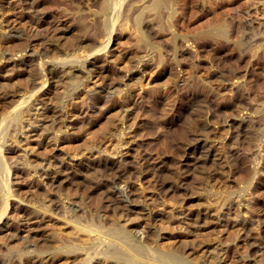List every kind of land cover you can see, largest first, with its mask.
Returning <instances> with one entry per match:
<instances>
[{
  "label": "rangeland",
  "instance_id": "obj_1",
  "mask_svg": "<svg viewBox=\"0 0 264 264\" xmlns=\"http://www.w3.org/2000/svg\"><path fill=\"white\" fill-rule=\"evenodd\" d=\"M39 1L42 4V5L40 4L38 7L39 8L38 10L40 11L37 13L36 16L35 15L33 16L30 13L31 12L30 9L26 10V8L24 7V4L20 0L19 1L18 0H0V6H1L0 8V31L3 30V32H8L9 28L13 24L16 27L20 28V30H22L23 32L36 33L35 35L32 36L33 39L30 38L29 43L27 44V45L30 44L29 45L30 47L28 46L25 47V50L22 47L23 45L24 46L26 45V43L24 42L26 40L24 38H18V39L14 38V39H11V41L3 44L4 46H0L2 47L0 48V55L3 56L0 61V70H1L0 71V85L4 84L6 86V89L9 91L14 90V89H17V90L19 89V91H24L25 88H29L26 84L28 83L27 77L31 70H32L31 72H35V71L37 72V69H39V63H38L39 59L37 58L36 60L32 59L31 57H29L28 53L33 48V46L38 45L37 47L39 48L42 46L41 45L42 43L40 42V40L47 41V42L51 41V43H56L60 47L62 46L61 45L62 43H63V46H66L67 40L71 36L72 37L78 36V38L77 37L76 38L78 40L80 38V40H82L81 41L82 44H84L85 42L86 44H89L90 41H93L91 43H96V45H98L99 41L102 40L103 36H101V33H99L96 28L98 27V23L91 21V13H92L91 11L95 9V7L98 5L97 3L100 2V0H96V1L95 0H91V1L90 0H87V1L86 0H50V1L49 0H39ZM117 1H119V3H122V4L120 5L118 3L119 5L118 4L116 5V8L114 9L115 11L113 9L111 10L110 8L109 13H108L109 16L110 15L112 16V18L111 17L109 18L108 16V18L110 19L108 20L110 23L109 25L110 26L111 24L113 25L114 27L113 30L116 29L115 30L116 34L113 33V36L107 46V52L105 54L104 53L98 54V56L95 55L94 57L96 58H94L93 56L92 57L89 56L87 57V59L88 61H93L97 65H100L103 63L107 64L106 65L107 67L108 65H110L109 63L111 62L109 59L110 57H112L116 60L115 61L116 69L120 70L119 72L121 73H119L117 77L111 73V71L113 72L115 70L114 65H113L114 69L112 70L110 69V71L107 73L106 71L103 72L105 76L103 73H101L102 67H99L100 69L93 68L90 70V75L87 78H84L82 80L83 85L81 84V86L79 87L80 90L78 89L79 91L77 90V92L75 93V96H74L75 98L67 100L66 111L70 112L71 106L74 103L76 104L79 103L78 105L81 106L82 110H80L79 113H77L76 115L66 114L67 117H65V124L68 123V125L62 126L63 127L62 130L63 131L67 130V133L69 134V136L67 135L68 138L66 137V139L64 138L60 142H58L59 144L56 143L55 145L54 143L38 141V139L34 137L35 135L33 136L34 131H32V133H27V135L29 136L27 139L28 141L23 139L25 133L22 134L21 137L20 136L18 137L19 139L21 138L22 142L20 141L19 146L15 148L16 157L13 155L12 157L13 160H10L11 158L9 157L10 155L7 156V161L10 162V163L8 162L10 165V169L8 170V173H9V178H10L9 180L10 187H11L10 189L13 195L9 197L7 206L4 208L5 214L0 218V225H1L0 226V237L2 238L4 242L7 241L10 244H14L17 242H22L20 235H25V234L31 235L32 234L33 235V238L31 239L32 242H34L35 245H39L40 243L43 242L40 240L41 234L46 233V231L51 228H55L56 230H58L59 235L61 237L66 238L67 236H75V233L72 232L73 231L72 225H71L72 223H64L63 219L61 218L63 200L67 201L68 204H72L75 206L74 208L75 210L73 212L80 215L79 218L81 219V221L85 219L83 222L87 221V217L89 216V214L96 213L95 211V209H97L96 206L97 204L101 203L102 205L101 209L103 208L105 213H103L102 211L99 213H101L100 219L103 220L104 224H107L106 226H108V228L112 227L113 224L114 226L123 228L124 231L127 232V234L130 233L129 235L126 234L128 238L130 239L132 238L133 241L136 243H141L146 246H148L149 244V246L152 245L150 247H153L155 249L159 248L158 250H164V249H168L174 246L176 249H178L176 250L177 252H181V254H186L188 252L189 254L187 253V255H189V257L194 260L197 258L195 256H197L200 253L201 249L204 246H208L220 240L219 241L220 243L222 242V244L224 243V245H226L225 254L222 260L220 261V264H253V263L261 264V262L264 261V250L263 251L258 250L255 244L256 243L264 244V220H263L264 219V150H261L259 154L260 158H258L257 160H254V162L252 161L242 162L241 161L240 157L244 155V153H246L248 150L247 149L248 145L247 143H244V142L242 143V148L238 152H235L229 149L227 153L228 156L224 154H226L225 149L228 147L227 145L232 135L239 133V136L241 137V139L244 138V141H245V137H243L244 135L243 132L247 130L245 129V123L247 122L250 116H252L253 119L256 120L258 114L255 113V109L262 110V112L264 111V104H262V101L264 100V66L262 68L261 66H256L254 64V62L255 63L261 62V60L263 59V56L261 55L262 47L260 46L261 44L264 43V40L262 41L255 40L253 38H250L249 36H246L242 40V42L246 43L249 41L251 43L252 40L254 42H252L251 44L252 46L250 45V48H248L246 52L242 53V55L239 54L236 48L233 49L234 47L230 46V44L228 45V43H225V44L219 43L221 47L218 44L216 48L217 50L216 49L210 50V51L205 50V52L200 50V53H199V50L198 51L196 50L197 51L196 53V51L192 50L193 48L188 49L191 51V54H194V52L196 53L197 56L195 59L197 60H194V61L195 62L198 61L197 64L199 65V67L193 66L191 61L188 59H185L186 61H184L183 60L184 58L181 56L177 57V60L175 61L173 57H171L172 55H168V56L165 55V59H163L164 61L162 60L160 63H157V58L155 57H157L158 55V52H157L158 49L155 46H152L151 44L148 46V48L147 46H144V44L142 43L140 44L139 41H137L138 35L134 31V27L132 28V21H130L131 19L126 20L127 12L125 11L128 8L127 5L129 6L128 3H131L133 0H121L122 2L120 0H117ZM180 1L183 3H181ZM180 1H179L180 4L179 3L177 4V12H176V15L174 16L175 18H173V23L176 26L177 30H182L180 31L182 33L188 32V31L190 32V30L191 31L193 29L195 30L196 28L200 26H204L206 24L207 16L206 14L200 13L198 11V9L196 8L194 4L195 3L194 0H191V1L190 0H185V1L180 0ZM218 1L215 2L216 3L215 9L217 11L219 10L221 14H223L226 11L224 13L226 14V13H229L230 10H233L231 7L235 9H238V7L241 8L246 0L245 1L244 0H218ZM83 4H85L84 7H83ZM80 6L83 7L85 10H82V12H79L78 9ZM117 7L119 9H117ZM220 9H222L224 12ZM110 10L112 13L118 12L117 15L118 16L120 15V16L118 17L115 13L114 14L110 13ZM79 13H81L82 21L75 19ZM87 15H88V18L85 17ZM113 16H116V17H113ZM83 21H85L88 26V32L86 34H80V35L77 33H73V26L84 25ZM112 21L113 23H111ZM59 28L61 29L62 32L60 31ZM158 30H159L157 34L158 37L169 39L168 36H170L169 35L170 33L167 30L165 29H158ZM258 31H260L262 35L264 34V28H260ZM233 33L231 36L233 38H236L239 32L234 31ZM57 35L58 36L60 35L61 37L55 38ZM81 37L83 39H81ZM19 39H21V43ZM178 41L180 43L181 41L180 37ZM189 41H193V40L190 39ZM26 42H28V40ZM222 44H224L225 46ZM0 45H1V42H0ZM67 46H69V44H67ZM194 47H196V44L194 45ZM19 48L24 51H20ZM144 48H145V52L146 51L151 52L150 50L153 49L151 52L153 56V59L152 60L150 59L151 62H148L150 61L148 60L147 62H145V64L140 63L139 68L133 67V66L131 67L132 65L131 63L135 60L134 59L135 56L137 58V56L145 53ZM162 48L166 49L167 47H164L163 45ZM17 50L19 53L20 52L24 53L25 63H19V61L16 60L17 55H14L13 57H9L10 52L11 53H13L14 51L17 52ZM25 51H27V53H25ZM84 52L82 53L84 54ZM252 53L254 55L250 57V54ZM257 53L258 54L260 53V56ZM248 56H249V59H248ZM258 57L261 58V60H259ZM145 58H149V57L145 56ZM154 59L156 60V62ZM29 60L32 63H30ZM101 61L103 62L101 63ZM12 62L14 64L18 63L21 66L20 68L18 67V69L8 74V72L10 71L9 68L14 65ZM175 63L177 64V66ZM87 64L89 65V63ZM253 64L256 67H254ZM4 67L6 69H4ZM120 68L123 70L124 74L122 73V70ZM127 68H130V70ZM249 69L250 71H248ZM252 69L254 70L252 71ZM181 70L190 71V72L192 71L191 73L194 77L192 76L191 79H193V82L195 83V81L197 80L196 82L199 83V85H202L201 83L203 82L205 84L204 86L205 88L203 89L200 86V87H197V89L194 92L189 91L185 83L189 82L191 79L188 77V75L186 76V74H184L183 71L181 72ZM5 71H6V74H4ZM199 71H201L202 73ZM200 73L202 74L201 77H203L201 78V80H200V77H197L198 74L200 75ZM2 74H4L5 76ZM120 74L123 75L122 77L123 81L125 79H126L125 81H128L127 80L128 75L133 74L134 79H135L136 76L143 74V77L141 78V83L143 85L142 86L141 84L140 85L137 84L136 86L134 85L135 91L132 92L131 98L126 99L127 103L124 102V104L122 105L124 108V109L122 108L123 110L121 109L122 106L116 104L115 99L112 98L114 94L108 97L109 99L112 98L111 100L103 101V97L101 96V93L100 95L99 93H97L92 96L91 94L92 91L90 89L92 87L100 88L101 86H103L104 84L103 82H105L106 80L111 81L112 78L113 79L115 78L112 81L121 82V87L126 88V89L129 88L123 85L124 82H122L120 78L121 76ZM173 74L176 75V78L171 79L170 76H172ZM231 75L232 77L229 79ZM110 76H112L111 79H110ZM117 78H120V79H117ZM187 78L189 81L187 80ZM212 78L216 79L219 82L220 88H222L220 89L219 92L209 87L208 81L209 79L212 80ZM145 82H147V84ZM162 83L166 87H168L167 89L163 91H162V87L164 85ZM61 84H64V83H61ZM50 85H52V81L49 80L47 83H45L44 89H46L47 87H50ZM154 86H158L157 87L158 93L155 92L153 93V95L146 94L149 90H152L153 89L152 87ZM66 87L67 86L65 84L59 86L57 90L59 91L57 93L59 95L55 97L56 100L53 99L55 101L52 100L53 101L51 102L52 104H56V103L60 104L59 101H61V98H60L62 94L61 92H63ZM185 87L187 88L188 92L186 91ZM205 89H207V91ZM81 97H83L82 100L80 99ZM87 97L88 99H86ZM175 97H176V101L174 103L172 98H175ZM75 99L76 101H74ZM239 104L240 106L244 107L241 111L236 109L240 107L238 106ZM4 105L5 104H2V106ZM260 105H263V106H260ZM2 106L0 105V107ZM199 109L204 110L202 111L204 115H206L205 117L207 118V120L208 119L209 121L211 120L210 124L214 126L213 128H216L215 130L218 132L217 133L218 136L221 137V138H218L216 145L219 144L220 147L217 145L219 147L218 150L221 151V153L224 155L223 156L224 161L226 160V162L224 163L222 159L223 163L217 167L218 170H223L224 174L221 178L222 180L220 179L213 183L214 188H217V189L220 188L221 190L224 183L227 182L228 184L227 183L226 184L231 188L230 191L232 192L233 190V192H235L234 194L233 192L231 194V198L233 199L234 197L233 200L232 199L230 200L232 202L236 200V196L237 198L239 197L241 201L243 200V202H245V199H248V198L250 199V195H251L252 199L250 200H252V202L250 201L249 207H254V208L248 209V211L249 210L251 211H249L250 213L247 212L246 221L244 223V226H242V228L243 227L244 228L239 229L240 224L229 225L224 231L217 232L215 230L213 231V229L211 230V228H213L212 226L211 227H208V226L199 227V225L195 224L189 227L190 230L188 232H191L189 233L191 235H189L187 231L185 232L187 228L180 230L181 224L179 223V225H175V224H178L177 223L178 221L176 220H175L176 222H174V220L169 221L168 218H165L167 217L165 213L162 215H159L160 217L157 216L160 220L157 217L151 220L150 219L148 220L145 217V215L142 213H139V211L126 210V206L123 204H119V207H116V209H114L115 204H113L112 206V204L109 203V199H108L109 197H107V195L109 194L107 190V185L105 186L104 184H109L110 179L108 178L112 177V175L116 173L115 165H117L118 159L121 157L123 159H127V161L129 162L133 161L132 162L133 165L132 163L131 164L129 163L126 168L127 173L125 172V176L127 178L129 176L130 178V179L128 178L127 182H129L131 190L132 191L134 190V192L136 193H140L144 191L143 192L144 194H148V195L152 194V196H154L155 198L157 196L159 197L164 196L163 198L157 197L156 199H153L151 201L153 203L150 202L149 205L152 207H155L156 209L159 208L158 209L159 211H165L164 208L166 209L168 208L167 204L164 205V201L165 200L171 201V199H173L172 192L165 191V190H164L165 192H160V193H157V192H159L162 188L165 189L166 186L169 185L170 181H173L177 176H179L180 174L181 175L183 174V171H181V169L180 170L178 169L179 167L178 164H180V160L182 157L174 154V151L172 150H174L175 147H177L179 141L182 139L184 135L183 129L185 127L184 126L185 118L183 116L186 117L189 114L190 115V116L188 115L189 117L191 116L195 117V115L197 114V110ZM236 110L239 112H236ZM162 117L163 118L165 117L166 119H162ZM162 120H165V121L161 122ZM215 120L217 121L213 122ZM42 121L43 120L39 121L36 125L39 127ZM2 126H1V130L3 128ZM116 127L117 128L119 127L117 131L118 134L115 132ZM111 131L113 132V135ZM22 139L25 141L23 142ZM114 142L116 144H114ZM123 143L124 145H122ZM104 144L107 147V149L111 148L113 145L114 146L119 145L117 154L109 155V154H106L104 151H101L103 149ZM165 144H168V145H165ZM58 153L65 154L66 157H70L71 154L72 155L75 154L73 158L71 159L66 158L69 162L71 161L77 162V160L81 159L82 157L84 159H86L87 157L90 158V155L93 156V154L94 156L98 154L99 155L103 154L104 163L102 162V164L96 168L95 167L90 168V169L86 168L88 171V174H87V171L83 169L84 171L83 173H80V175H77L75 177L72 176V178H70V181L72 183L68 182L67 185L65 184L64 187H61L58 190H56V188L53 186H48V184H46V180H47L46 178H44V180L42 181L38 179V173L40 172V170L38 173L33 174V172H31L32 169L30 167L26 166L25 164H21V161H23L24 157H26L27 160L32 161L33 163L35 162L37 163L41 161L45 162L47 157H51ZM156 164H157V167H155L154 169L153 167L156 166ZM253 164L256 165L258 168H260L258 174H256L257 178L253 180V184L251 185L250 189H248V190L252 189L251 191H248L247 189L244 190L245 184L239 181L238 178L241 177L240 175L243 176V175L248 174V172H250L249 174H252L254 171ZM212 169H213V166H209L203 170L200 167H197V169L196 168L193 169L191 171L192 175L191 173L189 174V179H190L188 180L189 183L192 181H198L200 179V175L202 174V171L208 172ZM247 169H249V171ZM4 170L6 169L1 170L2 172L0 171V179H2L1 173L3 174L4 172L3 175H5L6 173V171ZM138 172L140 173L138 174ZM101 180H103V182H101ZM100 182L102 184H100ZM229 183L231 186L229 185ZM254 183H256L255 184L256 186L258 185L256 187L257 188L256 190L253 188ZM205 184H206V181H204V185ZM215 185L218 187H216ZM237 185H239L238 188H237ZM145 189L147 191H145ZM238 192L240 194H238ZM169 193H171L172 195H170ZM30 196L37 197L36 200L34 201L35 203H29L32 206H34L35 204L37 205L39 203H42L43 198L44 200L50 198L51 200L54 201V203L50 206L51 208H49V210L47 209L44 212L37 211L36 216L32 218H29L28 215L26 216L25 212L20 209L22 206L18 208V206H16L15 204V206L17 207L16 210H18V212L15 218V221L12 220V217L9 214L13 210L14 203L17 202L15 199H20L21 202L24 204L25 202L27 203V198H29ZM170 196H172L171 199H170ZM183 196H185V194H183ZM186 196L189 198V201H190L189 204L191 203L192 207L197 206L196 203L198 201L190 197L192 196V194H190V196L187 194ZM245 196H248V198ZM61 197L63 200H60ZM181 197L182 196H177V199H180ZM2 200H3V192L0 191V208H1ZM106 203L109 204L111 207L109 205H107L106 207L105 206L103 207V204H106ZM30 210H32V207ZM18 214L20 216H18ZM248 214L251 216H249ZM231 215L233 216L234 213H232ZM25 216L26 218H24ZM251 219H255V220L252 221ZM258 220L261 221L263 225L261 222L257 223L256 221ZM230 221L232 222V220ZM112 222H116V223H113L111 225L110 223ZM123 222L125 224H123ZM3 225H7L9 228L4 227ZM143 227H144V230H143ZM192 229H193V232L194 231L196 232V234L191 231ZM13 232L15 233L14 236H13L14 234ZM137 232H140V233H137ZM139 235L141 237H139ZM138 237L141 239H139ZM189 239H191V241ZM144 243H147V244H144ZM181 243H182V246H181ZM44 245H46V243ZM153 245L154 246L156 245V247H154ZM176 245L177 246L180 245L181 249L179 247L177 248ZM105 246L106 245L102 243V245L99 246L100 248L96 246L95 249L99 248L101 250H104ZM48 248L50 249L51 247L49 246ZM48 248H46V250H49ZM97 251L98 252H95L96 254L94 252H92L93 255L92 253L90 254L92 255V257L89 260L90 264H95V263L96 264H115V262H112L111 260H106L105 258L102 259L103 257L102 253L98 249ZM32 254L34 258L32 257ZM35 254L36 252L34 251L30 252L29 255L26 256V258H23V261L25 262H32L33 260L36 261L39 257L38 256L36 257ZM155 254L156 253H151L152 258L155 260L154 263L162 264L161 260L157 259ZM42 255H45V253L44 254L42 253ZM49 255L50 254L47 252L46 255L43 257L44 263L45 262L47 263L46 259L49 257ZM0 259L1 261L3 260L4 263L10 262L7 257L3 258L2 256H0ZM194 261H197V259ZM49 263L50 264H68L70 262L68 259L66 260L64 257H60V258L57 257V258H53V260ZM120 263L124 264L122 262H119L118 264Z\"/></svg>",
  "mask_w": 264,
  "mask_h": 264
},
{
  "label": "bare ground",
  "instance_id": "obj_2",
  "mask_svg": "<svg viewBox=\"0 0 264 264\" xmlns=\"http://www.w3.org/2000/svg\"><path fill=\"white\" fill-rule=\"evenodd\" d=\"M20 1L24 4V7L26 8V10L30 9V11H31L30 13L33 16L34 15L36 16L37 13L40 11V10H38L39 5L41 4V2L39 0H20ZM179 1L180 0H133L132 2L129 1V2H131V3H128L129 6L127 5L128 8L125 11V12H127L126 13V20L131 19L130 21H132V28L134 27V31L138 35L137 41H139L140 44L141 43L144 44V46H147V48L151 44L152 46H155L158 49V51H157L158 55H157V57H155V58H157V63H160L163 59H165V55H167V56L172 55L171 57H173V59L175 61L177 60V57L181 56L184 58L183 59L184 61H186L185 59H188L191 61L193 66L199 67V65L197 64L198 61H196V62L194 61V60H197L195 58L197 56L196 53L198 50H199V53H200V50H202L204 52H205V50L210 51V50L216 49L219 43H224V44L228 43V45L230 44V46L234 47L233 49L236 48L238 50L239 54L242 55V53L246 52V50H248V48H250V45L252 44V42H254L253 40L251 43L249 41L246 43L242 42V40L246 36H249L250 38H253L255 40H261V41L264 40V34L262 35L260 33V31H258L260 28H264V0H246V1L244 0L245 3L243 2L244 4L241 8L238 7V9H235V8L231 7L233 10H230V12L228 11L229 13H226V14H224L226 11L224 12L222 9H220V10H222L224 12L223 14H221L219 10L217 11L215 9V4H216L215 2H217L218 0H194V2H195L194 4H195L196 8L198 9V11L200 13L206 14V16H207L206 21L207 22L204 26L199 25L200 27L196 28L195 30L193 29L192 31L190 30V32L188 31V32H184V33L180 32L182 30H177L176 26L173 23V18H175L174 16L176 15V12H177V4L178 3L180 4V2H181V1L180 2ZM118 3H119V1H117V0H100V2L97 3L98 5L95 7V9H93L91 11L92 12L91 13V21L98 23V27H96L97 31L99 33H101V36H103L102 40L99 41L98 45H96V43H91L93 41H90L89 44H86V42L84 44H82V42H81L82 40H80V38H79L80 41L77 39L78 36H74V37L71 36L69 39L67 38L68 40L67 39L66 40H67V44H69V46H67V44H66V46H63V43H62L61 47L58 46V44H56V43H51V41L47 42V41H41L40 40V42L42 43L41 44L42 46L39 48V47H37L38 45L37 46L32 45L33 48L28 53L29 57H31L32 59H35V60H36V58L39 59V61H38L39 69H37V72L36 71L31 72L32 70L30 71V69H29L30 73L27 77L28 83H26L29 88L24 87L25 88L24 91H19V89L18 90L14 89V90L9 91L6 89V86L4 84L0 85V105L2 106V104H5L4 105L5 107L4 106L0 107V171L3 169H6V170H4V171H6L5 175H3L4 172H3V174L1 173L2 179H0V183H1L0 184L1 185L0 191L3 192V200H2L1 208H0V218L5 214L4 208L7 206L9 197L11 195H13V193H11V189H10L11 188L10 182H9L10 178H9V173H8V170L10 169V165H9L10 162L7 161V156L10 155L9 156V157H11L10 160H13L12 159L13 155L16 157V155H15L16 149L15 148L19 146V143L21 141V138L19 139L18 137L19 136L21 137V135L25 133L23 139L27 140L29 137L27 135V133H32V131H34L33 136L35 135L34 137H36L38 139V141L47 142V143H54L55 145H56V143L60 142L62 139H64V138L66 139V137L68 138L69 134L67 133V130L66 131L62 130V128H63L62 126L68 125V123L65 124V117H67L66 114L76 115L77 113H79L80 110H82V108L80 105H78L79 103L78 104L74 103L71 106L70 112L66 111L67 100L75 98L74 97L75 93L77 92L78 89L80 90L79 87L82 84V80L84 78H87L90 75V70L93 68L102 67L101 73H103L105 71L107 73L110 71V69L111 70L114 69L113 68V65H114L115 70L113 72L111 71V73L113 75H115L116 77L119 75V73H121V72H119L120 70L116 69V66H115L116 60L112 57H110L109 60L111 63H109L110 65H108L107 67H106L107 64L103 63L100 65H97L93 61H88V59H87V57H89V56L94 57L95 55L98 56V54H101V53L105 54L107 52V46H108V44H109V42L113 36V33L116 34V31H115L116 29L113 30V28H114L113 25L112 24H111V26L109 25L110 23L108 20H110L109 18L110 17L112 18V16L111 15L109 16L108 13H109V9L111 8V10L112 9L114 10ZM181 3H183V2H181ZM192 3H190V4H192ZM119 4L121 5L122 3H119ZM194 4H193V6H194ZM84 5L85 4H83V7H84ZM83 7L80 6L78 11L82 12V10H85ZM0 8H1V6H0ZM117 9H119V8L117 7ZM42 10H43V8H42ZM111 10H110V13H112ZM178 11H180V10H178ZM114 13H112V14H114ZM115 14L117 15L118 12ZM88 15L85 17L88 18ZM108 16H109V18H108ZM113 17H116V16H113ZM123 18H124V16H123ZM75 19L82 21L81 20L82 19L81 13H79ZM83 22H84V25L73 26V33H77L80 35V34H86L88 32V26H87L85 21H83ZM111 23H113V21ZM126 23H127V21H126ZM120 26H121V24H120ZM158 29L167 30L170 33L169 34L170 36H168L169 39H166L163 37H158L157 36V34L159 32ZM112 30H113V32H112ZM60 31H61V29H60ZM234 31H238L240 33V34L238 33V35L235 33L237 35L236 38H233L231 36ZM261 32H263V31H261ZM35 34L36 33L23 32L22 30H20V28H18L12 24V26L9 28L8 32H3V30L0 31V42H1L0 46H4L3 44L11 41V39L24 38L26 41L28 40V42L24 41L26 43V45L22 46L23 49L25 50V47H27V46L30 47L29 46L30 44L29 45H27V44L29 43L30 38H32V36ZM40 36H41V34H40ZM57 37H61V36L57 35L55 38H57ZM179 37L181 39L180 43L178 41ZM234 37H235V35H234ZM81 39H83V38L81 37ZM190 39H192L194 42L189 41ZM19 41L21 43V39H19ZM22 44H24V43H22ZM64 44H65V42H64ZM195 44H196V47H194ZM224 44H222V45H224ZM163 45H164V47H167V48L163 49L162 48ZM39 46H40V44H39ZM179 46H181V47H179ZM219 46L221 47L220 44H219ZM260 47H262V52H261L262 54L261 55L263 56V59L261 60V58L258 57L259 60H261V62H257V63L254 62V64L256 66H261L263 68V66H264V43L261 44ZM0 48H2V47H0ZM81 48H82V50H81ZM188 49H192L194 51L197 50V51H196V53L194 52V54H191V51ZM24 50L20 49V51H24ZM152 50H150V51L152 52ZM27 51H25V53H27ZM82 52H84V54ZM144 52H145V48H144ZM151 52L146 51L142 55L137 56V58L135 56V58H134L135 60L131 63L132 64L131 67L133 66V67L139 68L140 63L145 64V62H147L148 60H150V59L152 60L153 56H152ZM192 53H193V51H192ZM14 55H17L16 60L19 61V63H25L24 53H21V52L19 53L17 50V52H15V51L13 53L10 52L9 57H13ZM252 55H254V54L253 53L250 54V57ZM258 55L260 56V53ZM145 56H148L149 58H145ZM155 56H156V54H155ZM2 57L3 56L0 55V61H1ZM29 57H28V59H29ZM94 58H96V57H94ZM248 59H249V56H248ZM248 59H246V60H248ZM3 60H4V58H3ZM106 60H108V59H106ZM151 60L148 62H151ZM29 62H30V60H29ZM102 62L103 61H101V63ZM155 62H156V60H155ZM30 63H32V62H30ZM87 63H89V65ZM178 63H179V61H178ZM191 63H189V64H191ZM252 63H253V61H252ZM255 65H254V67H256ZM20 66H21L20 64L15 63L13 66H11L9 68L10 71L8 72V74L11 73L12 71L18 69V67L20 68ZM176 66H177V64H176ZM21 68H23V67H21ZM130 68H127V69L130 70ZM4 69H6V68L4 67ZM141 70H143V69H141ZM198 70H197V72H198ZM253 70L254 69H252V71ZM94 71H96V70H94ZM124 71H126V70H124ZM182 71L183 70H181V72ZM248 71H250V69ZM248 71H247V73H248ZM161 72H162V70H161ZM191 72L190 71H183V73L186 74V76L188 75V77L190 79L193 76ZM199 72H201V71H199ZM258 72H259V70H258ZM122 73H123V70H122ZM201 73H200V75L198 74V76H197V77H200V80H201V78H203V77H201L202 76ZM4 74H6V71ZM4 74H2V75H4ZM104 76H105V74H104ZM111 77L112 76H110V79H111ZM122 77H123V75L120 76L122 82H124L123 85H125L129 88L126 89V88L121 87V82L112 81L115 79V78L114 79L112 78L111 81L108 79L109 81L106 80L107 82L106 81L103 82L104 84L100 88H96V87L90 88L92 91V93H91L92 96L97 94V93H99V95H100V93H101V96L103 97V101L111 100L112 98H114L116 101V104H118L120 106H122L124 104V102L127 103L126 99L131 98L132 92L135 91L134 85L135 86L137 84H139V85L141 84V86L143 85L141 83V78L143 77V74L136 76L135 79H134L133 74L128 75L127 76L128 81H125L126 79L123 81ZM231 77H232V75L229 77V79ZM120 78H117V79H120ZM170 78L174 79V78H176V75L173 74L172 76H170ZM49 80L52 81V85H50V87H47L46 89H44L45 83H47ZM187 80H188V78H187ZM205 80H207V79H205ZM196 81L194 83L193 79H191L189 82L185 83V85L189 91L194 92L197 89V87H200V86L203 89L205 88L204 87L205 84L202 81H201L202 85H199V83H197ZM208 82H209L208 83L209 87L213 88L215 91L219 92L220 89H222V88H220V84L216 79H213V78H212V80L209 79ZM61 83H64L67 86L64 89V91L61 90V91H63V92H61L62 94L60 97L62 102L59 101L60 104H57V103L52 104L51 102L55 101L56 100L55 97L57 95H59V94H57L59 92V91H57L59 86L64 85ZM145 83L147 84V82H145ZM158 86L152 87L153 89L149 90L146 94L153 95V93H155V92L158 93L157 92ZM167 88L168 87H166L164 85L162 87V91L167 89ZM170 88H172V87H170ZM187 88H186V91L188 92ZM150 89H151V87H150ZM139 90H137V91H139ZM199 90H200V88H199ZM205 90L207 91V89H205ZM242 93H241V95H242ZM91 94H90V96H91ZM113 94H114V96L111 99H109L108 97L112 96ZM135 94H136V92H135ZM60 98H59V100H60ZM82 98L83 97H81L80 99L82 100ZM53 99H55V100H53ZM86 99H88V97ZM172 99H173V102L175 103L176 97L172 98ZM79 100H77V101H79ZM74 101H76V99ZM263 102H264V100L262 101V104H264ZM80 103H81V101H80ZM238 106H240V104ZM260 106H263V105H260ZM122 108H123V106L121 107V109ZM243 108L244 107L240 106L236 109L241 111ZM202 110L201 109L197 110V114L195 113L196 114L195 117H192V116L189 117L190 116L189 114H188L189 116L187 114H186L187 115L186 117L183 116L185 118V121H184L185 127L183 129L184 135H183L182 139L179 141L177 147H175V149L172 150V151H174V154L182 157L180 160V164H178V166H179L178 169L179 170L181 169V171H183V174L182 175L180 174L173 181H170L169 185H167L165 189L162 188L159 192H157V193L165 192V191L172 192L173 199H171L172 196H170L171 201H169V200L164 201L163 200L164 205L165 204L168 205V208H167L168 210L166 208H164L165 211H159L158 210L159 208L156 209L155 207H152L149 205L153 199H156L159 196H157L155 198L154 196H152V194H150V195L144 194L143 193L144 191L140 192V193H136V192H134V190L133 191L131 190L129 182H127L129 176L127 178L125 176V172H126V168H127L128 164L129 163L131 164L133 161L129 162V161H127V159H123L122 157L118 159L117 165H115L116 173H114V175H112V177L108 178V179H110L109 184H104L105 186L107 185V190L109 193L107 195V197H109L108 198L109 203H111L112 206H113V204H115L114 209H116V207H119V204H123L126 206V210L139 211V213L144 214L148 220L156 218L157 216L165 213L167 215V217H165V218H168L169 221H171V220H174V222L178 221L177 222L178 224H175V225H179V223L181 224L180 230L187 228L185 230V232L186 231L188 232L190 230L189 227L191 225H195V224L199 225V227L200 226H202V227H206V226L211 227L212 226L213 228H211V230L213 229V231L215 230L217 232L224 231L227 228V226H229V225L240 224L239 229L242 228V226H244V223H245L246 217H247V212L251 211V210L248 211V209L254 208V207H249L250 201L252 202V200H250V199H252L251 195H250V199L248 198V196H245L248 198V199H245V202H243V200L241 201V199L239 197L237 198V196H236V200H234V202H232L230 200L232 199L231 194H232L233 190H232V192L230 191L231 188L227 185L228 183L227 182H226L227 184L224 183L221 190H220V188L219 189L214 188L213 183L220 180L224 174V171L218 170L217 167L220 164H222L223 162L224 163L226 162V160L224 161L223 156L227 155L229 149L232 151L238 152L242 148V143L244 142V143H247V145H248L247 149L248 150L246 153H244V155H242L240 157L241 161L242 162H248V161L254 162V160H257L258 158H260L259 154H260L261 150H264V113H263L264 111L262 112V110L255 109V113L258 114L256 120L253 119L252 116H250L248 118L247 122L245 123V129H247L245 132H243V134L245 135V136L243 135V137H245V141H244V138L241 139V137L239 136V133L232 135L229 143L227 142L228 147L225 149L226 154L223 155L221 153V151L218 150L220 147L219 144H217L219 147L216 145L218 138H221V137L218 136V134H217L218 132L215 130L216 128H213L214 126H212L210 124L211 120L210 121H209V119L207 120V118L205 117L206 115H204V113H203L204 110L203 111ZM239 111L236 110V112H239ZM82 116H84V115H82ZM255 116H256V114H255ZM162 119H166V118L162 117ZM41 120H43V121L41 122L40 126L38 127L36 124ZM164 121L165 120H162L161 122H164ZM216 121L217 120H215L213 122H216ZM1 126L3 127L2 130H1ZM246 127H248V128H246ZM122 128H123V126H122ZM130 128H131V126H130ZM118 129H119V127L118 128L116 127L115 132L117 134H118V132H117ZM112 135H113V132H112ZM25 140H23V142ZM227 141H228V139H227ZM99 142H101V141H99ZM114 144H116V143L114 142ZM168 144H165V145H168ZM110 145H112V144H110ZM122 145H124V143ZM169 147H171V146H169ZM118 148H119V145L118 146L113 145L111 148L107 149V147L104 144L103 149L101 148L102 149L101 151H104L106 154H109V155H114V154H117ZM172 149H173V147H172ZM95 154H96V152H95ZM121 154H122V152H121ZM74 155L75 154H73V155L71 154L70 157H66L65 154L58 153V154H55L51 157H47L45 162L41 161V162H37V163L36 162L33 163L32 161H29V160H27L26 157H24L23 161H21V164H25L26 166L30 167L32 169L31 172H33V174L38 173L40 170V172L38 173V179L42 181V180H44V178H46L47 179L46 184H48V186H53L56 188V190H58L59 188L64 187L65 184L67 185L68 182H71L70 178H72V176L75 177L77 175H80V173H83L84 172L83 169L87 171L86 168L90 169V168H94V167L95 168L99 167L103 162V154L102 155L98 154L96 156H94V154H93V156L90 155V158L87 157L86 159H84L82 157L81 159L77 160V162H72V161L69 162L66 159V158L71 159V158H73ZM21 157H23V156H21ZM222 159H223V162H222ZM16 161H17V159H16ZM257 163H259V162H257ZM132 165H133V163H132ZM159 165H161V164H159ZM209 166H213V169L208 171V172L202 171V174L200 175V179L198 181H192L189 183V181H188V180H190L189 174L191 173V171L193 169H195V168L197 169V167H200L203 170ZM155 167H157V164L153 168L155 169ZM249 169H247V170L249 171ZM259 169L260 168H258L256 165H254V171H253V173L251 172L252 174H249L250 172L246 171V172H248V174H246V172H245L246 175H243V176L240 175L241 177L238 179H239V181H241L242 183L245 184L244 190L250 189L251 185L253 184V180L257 178L256 174H258ZM142 172H144V171H142ZM24 173H25V171H24ZM139 173L140 172H138V174ZM87 174H88V171H87ZM87 174H85V175H87ZM191 175H192V173H191ZM18 177H19V175H18ZM191 178H192V176H191ZM161 180H163V179H161ZM204 181H206V184H205L206 186L204 185ZM101 182H103V180H101ZM101 182H100V184H102ZM162 184H161V186H162ZM220 184H222V183H220ZM255 184L256 183H254L253 188L256 190L257 189L256 187L258 185L256 186ZM229 185H230V183H229ZM238 186L239 185H237V188H238ZM159 187H160V185H159ZM216 187H218V186H216ZM240 190H242V189H240ZM251 190H248V191H251ZM145 191H147V190L145 189ZM182 193L185 194V196H183ZM234 193L235 192H233V194ZM169 194L172 195L171 193H169ZM169 194H168V196H169ZM187 194L189 196H190V194H192V196H190V197L192 199L198 201L197 203L195 202L197 206L192 207L191 203L189 204L190 201H189V198L186 196ZM238 194H240V193L238 192ZM177 196H182V197L180 199H177ZM161 197L163 198L164 196H161ZM161 197H159V198H161ZM36 198L37 197H35V196H30L29 198H27V203L25 202L24 204L21 202L20 199H15L17 202L14 203L13 210L9 214V215H11L12 220L15 221V218H16V215L18 212V210H16V208H17L16 206H18V208H20L22 206L20 209L25 212L26 216L28 215L29 218H32V217L36 216L37 211L44 212L47 209L49 210V208H51L50 206L54 203V201L51 200L50 198L45 199V200L43 198L42 203H39L37 205L35 204L34 206L30 205L29 203H35L34 201L36 200ZM233 199H234V197H233ZM60 200H63L62 197L60 198ZM151 203H153V202H151ZM15 204H16V206H15ZM56 205H58V204H56ZM107 205H109V204H107V203L103 204V207L104 206L106 207ZM62 206L63 207L61 210V212H62L61 218L63 219L64 223H72L71 224L72 229H73L72 232L75 233V236H67L66 238H64V237H61L59 235L58 230H56L55 228H51V229H48L46 231V233L41 234L40 240L43 241L44 243L42 242L39 245H35L34 242H32V240H31L33 238L32 234L31 235H29V234L28 235L27 234L20 235L22 242H17L14 244H10L7 241L4 242L2 240V238L0 237V244H1L0 256H2L3 258L7 257L8 260L10 261L9 263H4V261L3 260L1 261V259H0V264H50L49 262H51L53 260V258H57V257H59V258L64 257L66 260L68 259L71 264H85L86 262H87L86 264H88L90 258L93 255L92 252H94V253L98 252L97 249L100 250V252L102 253V255H103V257L101 255L102 259L105 258L106 260H111L112 262H115V264H118L119 262H122L124 264H155L154 263L155 260L152 258L151 253H156L155 255H156L157 259H160L162 264H220V261L222 260L224 254H225V249H226L225 246L226 245H224V243L222 244V242L220 243L219 242L220 240H219L217 242H214L213 244H210L208 246H204L201 249L200 253L197 256H195V257H197L196 258L197 261H194L196 259L193 260L192 258H190L189 255H187L188 252L187 253L185 252L186 254H181V252L176 251L178 249H176L174 246H173L174 248L171 247V248L164 249V250H158L159 248L155 249L153 247H150L152 245L149 246V244H148V246H146V245H143L141 243H136L131 238L133 241L132 242L131 239L128 238V236H127L130 233L127 234V232H125L123 228L114 226L113 223H116V222L110 223L111 225L112 224L113 225H112V227L108 228V226H106L107 224H104L103 220L100 219L101 213H99V212L102 211L103 213H105L104 209L103 208L101 209V207H102L101 203L97 204V206H96L97 209H95L96 213L89 214V216L87 217V221H85V222H83L85 219L81 221V219L79 218L80 215L73 212L75 210L74 205L68 204L67 201L63 200ZM31 207H32V210H30ZM21 210H19V211H21ZM232 213H234L233 216L231 215ZM18 216H20V215L18 214ZM26 216L24 218H26ZM249 216H251V215H249ZM135 218H136V216H135ZM230 220H232V222ZM251 220L254 221L255 219H251ZM233 221L236 223H234ZM256 222L260 223L261 221L258 220ZM123 224H125V223L123 222ZM7 225H3V226L7 228L8 227ZM135 225H136V223H135ZM262 225H263V223H262ZM4 227H2V228H4ZM245 227H247V226H245ZM195 228H197V227H195ZM129 229H131V228H129ZM193 229L191 230L192 232H193ZM143 230H144V227H143ZM140 232H137V233H140ZM189 233H191V232H188V234ZM193 233L196 234L195 231ZM246 234H245V236H246ZM14 235H15V233L13 234V236ZM189 235H191V234H189ZM19 237H18V239H19ZM139 237H141V236L139 235ZM139 239H141V238H139ZM189 240L191 241V239H189ZM184 241H183V243H184ZM45 243H46V245H44ZM102 243L104 245H106L104 250L99 249L100 248L99 246H101ZM144 244H147V243H144ZM49 246L51 247L50 249L48 248ZM96 246L99 248L95 249ZM181 246H182V243H181ZM181 246L178 245L177 248L178 247L180 248ZM255 246L258 248V250H262V251L264 250V244L256 243ZM44 247L48 248L49 250H46V248H44ZM154 247H156V245ZM33 251L36 252L35 256L36 257L38 256L40 259L38 258L39 260L37 259L36 261H34L32 259L33 260V261L31 260L32 262L23 261V258H26V256H28L29 253L33 252ZM47 252L50 255L47 259L45 257V259L47 260V263L46 262L44 263L43 257L46 255ZM42 253L43 254L45 253V255H42ZM91 253H92V255H90ZM32 257H33V254H32ZM258 260H259V258H258ZM70 263H68V264H70ZM89 264H90V262H89ZM253 264H255V263H253ZM261 264H264V261H262Z\"/></svg>",
  "mask_w": 264,
  "mask_h": 264
}]
</instances>
